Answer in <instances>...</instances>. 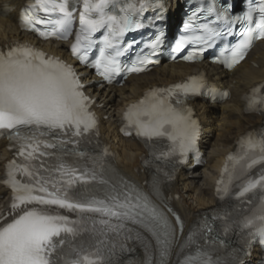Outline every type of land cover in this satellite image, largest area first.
<instances>
[{
  "label": "snow or ice",
  "instance_id": "1",
  "mask_svg": "<svg viewBox=\"0 0 264 264\" xmlns=\"http://www.w3.org/2000/svg\"><path fill=\"white\" fill-rule=\"evenodd\" d=\"M137 3L139 8L135 4L120 7L119 12L123 14L119 15L115 12L117 0H82L80 28L71 51L82 63L86 62L88 50L96 43L93 34L106 30L99 56L90 66L109 83L122 71L119 60L124 53L121 38L142 27L134 20L133 14L143 12L144 4L141 0ZM31 7L47 14V18L25 13L23 26L44 39H67L75 11L70 0H35ZM110 8L113 11L110 12ZM227 11L215 3L208 8L209 13H216L218 20L222 15L227 18ZM259 12L262 17L259 21H254L252 9L234 17L235 20H246L247 26L239 32L241 38L230 55L216 62L231 69L245 59L255 40H264V5ZM196 15L194 12L193 16ZM210 23L199 25L204 35L197 39L202 40L206 47H211L212 42L223 35ZM40 25H51L52 28L43 30L38 27ZM184 27L191 28V20ZM191 39L182 36L175 50L179 51ZM158 44L159 38L152 43V49L155 50ZM204 50L201 48L183 59H199ZM139 62L148 61L141 59ZM144 70L135 65L127 69L129 72ZM83 88L75 70L59 59L46 57L43 52L26 45L11 47L7 52L0 51V136L7 135L13 142L10 148L14 147L16 154L23 158V162L12 159L7 165L8 179L4 183L11 188L10 207L17 214L10 222L0 223V264H114L112 256L116 244L107 245V234H124L126 222L149 232L156 241L157 264H168L176 230L148 194L134 185H126L127 191L122 196L113 194L115 189L105 192L103 199L97 196L99 189L93 182L107 184L103 175L114 169L104 162V156L109 155L107 149L103 155H95L81 146V138L90 133L99 134L96 131L98 122L90 111L92 102ZM202 88V78L192 76L185 83L153 89L139 102L129 105L124 113L126 125L122 131L129 135V130H134L146 142L166 139L170 147L161 156L167 159L178 154L179 163H184L188 153L195 150L199 135V125L192 118V109L185 105V101L201 95ZM261 88L264 85L253 89L249 110L258 103H264V97L256 98ZM240 150V154L227 157L228 162L217 182L218 195L229 194L233 178H239L256 165H264V136L256 139L250 134L248 138H242ZM89 161L92 168L85 166ZM257 187L264 188V172L258 178L247 179L236 195L244 197ZM153 195H161L158 185H153ZM53 207L76 213L78 218L70 219L67 215L49 211ZM89 214L107 219L94 220ZM113 219L117 223H113ZM6 220L7 217L0 214V222ZM176 222L183 232L179 215H176ZM243 228L248 229L247 238L242 248L232 250L229 264H245L243 257L251 255L256 243L264 247V200L252 216L245 218ZM229 231L230 228L225 226V235ZM212 232L213 229L208 228L206 232L189 233L181 249L195 245L196 251L185 256L180 264H221L214 254L227 245ZM200 240L204 241L202 245ZM241 252L243 257L238 255ZM146 264H152L151 255Z\"/></svg>",
  "mask_w": 264,
  "mask_h": 264
},
{
  "label": "bare ground",
  "instance_id": "2",
  "mask_svg": "<svg viewBox=\"0 0 264 264\" xmlns=\"http://www.w3.org/2000/svg\"><path fill=\"white\" fill-rule=\"evenodd\" d=\"M23 2L24 0H0V9L3 7L8 8L9 11L16 9L11 13L13 20L0 18V47L15 40L28 39L14 25L17 11ZM171 3L173 19H176L179 13L178 0H171ZM43 47L54 54H64V44L53 46L45 44ZM198 67L206 71L212 82L227 89L230 99L221 105H211L201 101L194 103L203 129L201 145L207 164L192 170L183 168L176 180L166 189L165 195L170 199L172 210L167 213V216L176 224V215H179L183 223V232L180 231V226L176 228V240L172 254L168 258L169 264H172L178 256L179 246L190 225L215 204L214 180L226 155L234 149L238 140L246 132L256 128L262 120L258 115H245L243 102L251 89L264 80V41L260 42L246 60L231 73L222 72L208 64ZM190 69L191 67L182 64L166 65L156 68L149 74L131 77L118 88L90 87L87 89L88 94L95 99L94 106L101 118L102 141L116 153L114 168L119 175L131 179L143 189L149 181L148 175L142 168L145 151L138 143L119 137L120 114L128 104L140 98L146 90L182 80ZM8 155L9 153L1 145L0 182ZM6 197L7 191L0 184V207L5 203ZM158 205L162 209L166 208L163 201L158 202Z\"/></svg>",
  "mask_w": 264,
  "mask_h": 264
}]
</instances>
